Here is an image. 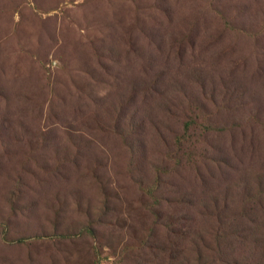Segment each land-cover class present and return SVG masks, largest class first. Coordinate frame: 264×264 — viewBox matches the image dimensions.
<instances>
[{
	"label": "rangeland",
	"instance_id": "1",
	"mask_svg": "<svg viewBox=\"0 0 264 264\" xmlns=\"http://www.w3.org/2000/svg\"><path fill=\"white\" fill-rule=\"evenodd\" d=\"M0 264H264V0H0Z\"/></svg>",
	"mask_w": 264,
	"mask_h": 264
}]
</instances>
